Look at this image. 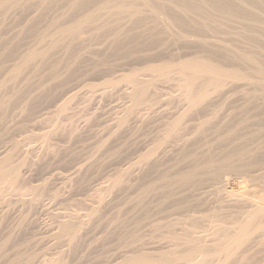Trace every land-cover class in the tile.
Here are the masks:
<instances>
[{
  "label": "rangeland",
  "instance_id": "374dc122",
  "mask_svg": "<svg viewBox=\"0 0 264 264\" xmlns=\"http://www.w3.org/2000/svg\"><path fill=\"white\" fill-rule=\"evenodd\" d=\"M32 7H30L32 9L24 10L23 12L25 13H23L22 11L15 12L13 15L14 17L12 15L10 16L11 19L8 20V22L9 21L10 22L9 23L6 22L7 23V25H5L6 28L3 26L1 27L2 29L0 28L3 35L5 34V36L1 34L3 38L0 39V47H1L0 49H2L0 50V52L4 54L3 56L2 54L0 55L1 58L0 61L2 63V64L0 63L1 65L0 67L2 66L9 67V65L13 63L12 62L13 60L12 59L10 60L9 59L10 57H6L3 51L7 48H11L12 47L11 45H14L16 42H18L13 38L18 34L17 32L19 31V29L23 28L21 26L28 25V23L30 24L31 22H29L28 19L29 20L35 19L36 14H37L36 16H39L38 15L39 9L37 8L38 10H36V7L34 6ZM58 11H59L58 7H54L50 11L46 12L45 13L46 15L44 14V17H42L40 13L42 17V18L40 17L42 19L41 20L42 22L40 21L38 26L42 25L41 27L43 28V25L45 24L44 25L45 28L47 24L46 22H48L52 17H54ZM47 14L49 16H47ZM46 17L49 18L46 19ZM23 19L26 21L24 22ZM18 23H20L21 25L20 24L18 25ZM148 26L149 25L147 26L145 25L144 26L145 29L142 26H141L142 28L141 27L139 28H141V31L142 29L149 30L150 27ZM34 27H37V25H35ZM13 29L15 30L13 31ZM228 30L230 31L232 29L228 28ZM134 31H136V33ZM141 31H138V29L136 30L134 29L132 31L133 34L135 33L133 36L134 37L135 35L138 36L143 32ZM176 31H178L177 27H175L171 35L167 34L169 35L168 37L166 33L163 32V30L160 32V34L158 33L159 34L158 37L149 35L148 33L149 31H146L145 33L142 34L146 35L148 33V36L147 35L146 36L148 39L151 37L149 39L150 41L145 38L146 37L145 35H144L145 37L142 38L143 36L142 34H141L142 36H138L136 40L139 39L138 41H140L141 39V41H143L144 39L147 40L149 43L151 41L153 42V43L151 42V44L154 46L152 47L156 49L152 50L153 48L152 47H151L152 49L150 48L151 50H149L148 52L149 55L152 53L151 56L160 55L163 57L166 56L165 58H173V57L179 58L184 55H189L190 53L192 54L197 52L198 54L199 49L192 48L191 45L188 44L189 40H187V38L191 39V36L180 37L179 39L177 38L178 36H176L174 33ZM235 31L240 34H244L246 32V29L237 28L235 29ZM100 34L101 35H99L98 37L94 36L95 39L93 37V39H90L89 42L86 41L85 44L86 43L87 44L86 45L84 44L83 47H81L82 50L84 51L79 50V54L81 56L78 57V59H76V60L80 59L79 62H76V60H74L76 56L73 57V55L72 56L67 55L66 52H64L65 50L58 51L60 52L58 54L59 56L61 57L65 56L68 58L67 59L68 61L66 60L67 62L64 64L65 66L63 67V69L60 68L61 75H58V77L61 76L60 78H62L63 81L60 80L58 77H57L58 79H55L56 77L54 78V76H51L50 75L51 73L48 72L49 70L48 68L44 67V69L45 68L47 69L44 70L42 69V67H40V69H42L44 72L42 70L41 71L37 70L35 72L32 71L34 73L32 72L27 73L22 77V79L19 81L17 85L13 84L16 87H14L11 84L8 87L7 92H3V96L9 98L12 96L13 93L16 95V97L19 95L18 96L19 101L15 105V107L9 110L10 112L8 111L7 113V117H9L10 115V117H13L12 118L13 121L10 117L9 118L12 122L8 118L7 133H5L4 135L1 134L3 137L0 135V141H1L0 149L1 148L5 149L7 145L8 148L7 147L6 148L9 150L7 152L12 153L13 152V150H11L13 147L11 146L12 141L13 144H15L16 142L17 143L20 142L18 151H15L16 155L11 160L16 161L19 158L20 159L21 157L25 158L26 156L29 159H27V163H26L27 167L25 166L22 169V171L24 170L22 172L24 176H23V182H21L20 184L21 191L17 192L14 189H9L5 195L6 197L0 200V244L1 245L4 244L3 245L4 250L0 256V264H23L25 258L31 254L34 256V259L30 264H34V263L54 264V262H56V264H60V263L61 264H119L120 261L121 262L123 261L122 258L124 259L126 258L127 253L129 255L134 254L133 251L135 253H148L149 255L156 256L162 251H167L168 249H170L168 247L169 245L167 246V243L166 246H165V242L164 244L161 243L163 242L161 241L163 234L167 232L166 227L156 230L155 229L156 225H165L167 223H173L174 224L173 229L178 234L179 233L184 234L187 232L188 227H191V225H197L196 227L199 228L197 229L196 232H193V234L195 236H200L204 232L202 231L203 229L206 230L208 229V231H212L215 228L214 226L215 219L211 218V216L214 215H219L220 217H223L222 218L223 221L224 219H226L225 221L227 223L229 222L227 225L225 224L226 222L224 223V225H226L228 230L234 228L233 222H235L236 220L253 221V216L251 215L253 208L250 207V201L251 202L258 201L257 196L259 194L257 195L255 191L257 190L259 184L261 183L262 185L264 184V169H263L264 163H262L263 165L261 164V162H264V157L258 159V156L254 154L255 143L256 145L257 144L259 145V143L262 144L264 143V136H263L264 135V122H263L264 105H262L264 104V98L261 97L260 95L258 96L257 94L255 95L256 97L253 94L251 96L249 93L251 92L253 87L251 88L249 87L248 88L250 89L249 91L247 88L246 89L243 88L244 89L243 91L242 88H240V90L236 89L239 88L240 86L239 87L235 86L237 93L239 92L238 94H236L235 90L232 91V89L229 90L226 89L222 93V95L220 94L218 97L216 96L213 99V101L215 102L212 103L215 106H212V104H210V107L212 108L214 107L213 109L212 108L209 109L210 107L206 105L203 107L202 112L200 113L197 112L194 113L195 115L193 114L190 115L189 114L190 111L189 109H187L188 107L185 106V103L181 97L180 90L172 83H166V84L159 83L158 86H156L154 93L158 99L160 106L157 103L156 106H154V108H149L148 106H146V104H142V105L136 104L137 106L136 107L135 102L131 101L133 98L131 97V95H129L130 89H127L128 87L127 85L121 84L122 86L118 85L116 87H112L103 84V82L106 81V78L108 80L112 78L111 80L115 79L114 81H117L124 74V72L127 73L130 68V65L131 67L135 65L134 60L136 57L134 56H137V53L138 55H141L144 46L141 45L140 42L138 43V41H135L136 44L135 42L132 45L129 44L128 48L130 49H127L126 51H129L128 53L130 55H127L126 58L124 55L125 53H123L122 50L121 51L118 50L119 52L114 51L115 47L117 46L111 45L112 43L110 42L112 41L113 36L111 37V35L109 36L106 33H100ZM104 34L106 36H104ZM123 37H120V40L126 39V37L125 38ZM169 38L171 39V41ZM185 38L187 40V41L185 40V43L187 42V45L189 46H187L182 41ZM206 38L208 40L211 39L210 37H206ZM2 39L4 40L2 41ZM13 40L14 42H12ZM92 40L93 43L91 42ZM31 42L32 41H29V43ZM154 42L157 44L154 45L155 44ZM224 42L227 44V47H229L231 50L234 51H237L239 49L252 50V47L249 45L250 43H248L244 38H240L239 35H235L234 38L231 37L227 38V36H225ZM88 43H90L89 46H87ZM4 45H8V46H5L4 49L2 48V46ZM84 46H87L89 50L86 48L85 51ZM139 49L142 50V52ZM62 52L65 54H63ZM148 52H145V55ZM132 55L134 58L130 57ZM68 56H70V59ZM121 59H123L124 61ZM3 60H5L4 62L7 63L8 65L3 63ZM103 66L105 69L103 68ZM120 68L122 71L120 70ZM95 72H97L98 74L96 73L97 74L96 75ZM70 75L72 76V78ZM1 78L2 75L0 76V79ZM91 82L92 83L95 82V85L102 84L99 87V89H96L95 91L92 90L95 93V95L89 89V84ZM21 86L22 88L23 87L26 88V90H22ZM159 88H161V90H159ZM124 89L125 91H123ZM67 91H69L68 94L77 93V92L78 94H76V98H74L73 102L69 103L67 107L69 112L66 110L65 114L68 113V115L64 114L61 116L59 120H57V122L53 121L51 117H52V113L55 111L54 108L55 109L57 108V105H59L60 97H63L62 95H64V93H66ZM101 92L102 94H100ZM125 93L128 94V95L126 94L127 97ZM231 94H233L234 98L232 97ZM239 94L241 97L239 96ZM58 95H59V99H58L59 101L57 102ZM223 95H225V97H223ZM228 95L231 97L229 98ZM245 97H247L246 101L244 100ZM241 98H243L242 101ZM127 99L129 100V102ZM224 99L225 102H223ZM253 100L254 102H252ZM21 102L23 104H21ZM28 102H30L31 105L28 104ZM129 103H131V105ZM34 104H36V106ZM53 104L56 106H54ZM126 106L128 107L126 108ZM132 106L134 107V109L137 108L136 109L137 111L136 110L133 111L134 109ZM260 108L263 111L260 110L257 111ZM34 109L36 110L32 111ZM50 109L52 110V112ZM122 109H124V112H126V115L128 114L129 117H126V115H122L120 117L121 114H125L122 113L123 112ZM206 109L207 111H210V113L207 111L206 113L205 112ZM48 110L50 111L51 116H48V118H46L45 114L49 112ZM211 110L216 112L215 114L213 113L214 116L211 113ZM131 111L134 112V113L132 112L133 115H131ZM144 112H146L147 114ZM180 113H187V116H185L182 121L183 127L181 126V128L184 129L182 130L180 128V131L181 132L183 131L182 132L183 134L181 133L180 136H177L178 139L175 136H173L174 137L173 139L170 138L169 139L170 141L169 140L168 142L166 141L167 143L165 144L167 145L164 144L162 147H160L162 151L161 149L156 150L157 153L155 154V156L154 153L152 154L153 155L151 156L152 158L149 159L150 163L149 160L145 161V163L134 166L135 167V168L133 167L134 169L127 171V169L130 166L134 165L133 163L136 164V162L141 158L143 159L149 156L152 150L150 149L151 146L153 148L156 145V142L159 140V138L161 139L165 135V133L160 132L165 130L164 123H166V121L168 122V119L171 120L176 118ZM203 114L204 115L207 114L210 116L212 115L211 119L210 116L208 118L206 115L203 116ZM189 115L190 116L193 115V116L190 117ZM254 115L259 118L256 119ZM116 116H118L119 119H117ZM199 116H201V119ZM122 117L124 118V121L121 120ZM207 118L210 120L209 121L210 123L209 124L206 123V125L205 124L203 125L202 122H204V119L208 120ZM9 123L10 126L12 124L14 125L12 127L13 129H9L10 128ZM123 123L124 125L126 123L127 124L122 127L121 125H123ZM57 126H59L58 127L59 129L57 128ZM119 127H121L122 129H120ZM157 127H159L158 129L160 130H158ZM108 128L111 129L112 131L109 130ZM155 129L157 130L155 131ZM199 129L202 130L199 131ZM256 129L259 131L260 134L259 133L257 134L258 131ZM56 131L58 133H56ZM153 131L156 132V135L155 132ZM8 132L10 134H8ZM157 132L158 135L160 134L159 136H157ZM186 132L189 134H187ZM41 133L49 134L48 136H50L51 134L52 135V137L50 136L51 138L50 137H48L49 139L44 138L45 141L46 140L48 141L50 139L51 140L49 142L46 141L45 143H43L44 139H42ZM38 134L41 135L40 136L41 139L37 137ZM5 136L7 137L5 138ZM259 136H261V138L263 137L262 140ZM179 137L181 138L185 137V138L181 139ZM226 138H231L232 141L226 140ZM255 140H258V142ZM46 143H49L48 147ZM34 145L36 146L33 147V149H35L36 152L35 150L33 149L32 150L35 154L29 150ZM169 145L172 147H169ZM20 146L22 148H20ZM54 147L56 150L54 149ZM237 149L244 150V155L242 156L237 155L236 153ZM2 150H0V152ZM28 150L29 152L27 153ZM22 153L24 154V156L25 155L26 156L24 157ZM141 153H143V155L145 156H143ZM139 155H141L140 156L141 158H138ZM229 155H231L230 158H228ZM195 163L205 165L208 170L211 169L225 170L222 176L223 179L221 178V180L219 181L220 184L221 183L223 184L219 185L218 183L215 182L213 183V181L209 178L208 180H206L207 178H203L202 180L205 183L202 181L203 182L202 185V182H200L198 187L194 186V188L192 189H191L192 186H183L176 188V190L177 189L179 190L181 188L182 190L179 191L177 190L178 193L175 192V195L173 196L174 199L171 198V200L169 201L168 198L163 197V194L160 195L159 193H149L146 195L147 198H144L145 202L143 203V205L136 202L137 198H139V195L141 194V187L143 185L148 184L150 182H158L160 185L165 186V190L167 191L166 184L169 181L170 177L176 171H180L181 169L182 170H188V168L190 169ZM239 164L249 165L252 167L249 170L250 172H247L248 176L245 175L246 172H239L240 173L239 174L236 170H231L230 168L231 165H239ZM28 165H30L31 167ZM256 166L259 170L261 169V171L255 168ZM251 171H253V175ZM117 172H120L122 174L123 173L124 174L129 173V174L128 175L126 174V176H124L125 182L120 184L121 188L117 189L116 187V189H113L114 192L113 191L108 192L106 190V187L108 186V184L110 183V181L113 179L114 175ZM242 173L245 174L242 175ZM249 173H251V175ZM252 176L255 177L259 176L258 177L259 179L258 178H257L258 180L253 179ZM68 180L71 181L69 182ZM208 182H210L209 185ZM262 185L259 186L260 188L258 190L259 193L260 190L262 189ZM195 187H197V189ZM100 189H102L101 190L102 193H100ZM94 191L95 193H99L103 195V199L105 196L106 200L104 202L102 201L103 203L99 202V200L94 197L95 196ZM199 192H201V194ZM107 195L109 197H107ZM133 199L135 200V202ZM84 200H86L87 203ZM91 202L92 204H95V206H101V207H100L99 215L95 217L96 219L93 218V220L91 219L89 222L86 221L87 217H85V214L88 213L86 207L88 205L91 206L92 205L90 204ZM108 202L110 203L108 204ZM244 203L248 204V207L247 205L245 206ZM173 204L175 206H173ZM178 205L180 207H178ZM106 207L108 209H106ZM182 207L183 210H181ZM101 210H103V212ZM75 211H78L79 213L81 211L80 214L83 213L82 215L84 216H82L81 218L69 217ZM146 214L149 215V219H150L148 220L149 223L143 222L146 218L144 217ZM167 214L170 215L168 216ZM171 215H173L175 219L172 218ZM205 215L207 216L209 215L208 216L209 218H207ZM67 218L71 219L70 221H74L76 223H77L76 220L79 219L78 223H82L83 230L81 229V231L79 232L80 234L77 236L78 241L76 238L77 243L75 244L77 246L71 244L67 236H65V238L61 239L60 241L56 238V233H57L56 231H58L59 226H61L60 223L63 220L64 221L68 220ZM145 221H147V219ZM138 224H141V226H139ZM150 224L151 225L154 224V225L151 226ZM135 225H138L139 228H134V227H138ZM138 230L140 233L138 232ZM261 234L262 235L259 237V235L257 234L255 235V233L254 234L252 233L247 238L248 243H246L244 246H241L236 251V253L233 254L232 258H237L238 261H232L233 263L230 261L227 264H264V245H261L264 244V241L261 242V238L264 239V232ZM133 235L138 237H133ZM255 236L258 237V240L257 238H255ZM130 237L131 240H129ZM139 237L141 239L140 241H142L144 244L143 246H141L142 243L139 240H137L139 239ZM141 237L142 238L144 237L143 238L144 240ZM124 241L125 242L129 241L130 246L129 245H127L128 247L126 245L124 246L125 244ZM132 241L133 244L135 243V241L136 242L138 241L137 243L140 246L137 243H135L134 245H132L133 246L132 247L131 246ZM119 243H121V246ZM204 243L209 246H214L215 244V242L212 241V238L210 236L204 238ZM162 245L165 247L163 248ZM117 246L119 247L117 248ZM72 247L76 249L74 250V248ZM120 247L122 249H124V247L127 249L126 250L124 249V251H122V249H119ZM122 252L123 255H121ZM60 254L62 255V257ZM58 255L61 257L60 262H58L60 260V257L59 258L57 257ZM119 256L122 258H120ZM44 259H47V261L45 262ZM180 264H185V263H180Z\"/></svg>",
  "mask_w": 264,
  "mask_h": 264
},
{
  "label": "bare ground",
  "instance_id": "6f19581e",
  "mask_svg": "<svg viewBox=\"0 0 264 264\" xmlns=\"http://www.w3.org/2000/svg\"><path fill=\"white\" fill-rule=\"evenodd\" d=\"M32 6L36 7V10L39 9V14H38L39 16H36L37 15L36 14L35 19H33V20L28 19V21L31 23L30 24L28 23V25H25V26L24 25L21 26L23 28L19 29V31L17 32L18 34L16 36L13 35L14 36L13 39L18 41V42H16L14 45L8 44V45L12 46L11 48L5 49L4 47L8 46V45L2 46V48L5 49L3 51V53H5L6 57H10L9 59L10 60L12 59L13 63H11L12 65L10 64L11 66L9 65V67L8 66L7 67H5V66L0 67V71H2V72H0V74L2 73L1 74L2 78L0 79V135L1 134L4 135L5 133H7V128H8L7 120L10 117V115H9V117H7V113L9 110L13 109L19 101V98H18L19 95L16 97V95L13 93L12 96L9 98V97L3 96V92H7V89L11 84L17 85L25 74L30 73L32 71L35 72L37 70L41 71L42 69H44V67L49 69L48 72H50L51 73L50 75L54 76V78L56 77L55 79L59 78L60 80H62V78H60L61 76L58 77V75H61V69H63V67L65 66L64 64L68 61L67 60L68 58L65 56L64 57L59 56L58 54L60 52H58V51H60V50L64 51L65 50L64 52H66L67 55H70V56L73 55V57L76 56V58L74 59V60H76V59H78V57L81 56L79 54V50H82L81 47H83L85 42L86 41L89 42V40L93 39L94 36L98 37L99 35H101L100 33H106L109 36L111 35V37L113 36L112 41H110L112 43L111 45L118 47V49H117V47H115L114 51L117 52L118 50L119 51L122 50L123 53H125L124 54L125 57L127 55H130L128 53L129 51H126L127 49H130V48H128L129 44L132 45V44H134L135 41H138L139 39L136 40V38L138 36H142L143 35L142 33L149 31L148 32L149 35L158 37L160 32L163 30V32L166 33V35L167 34L171 35V33L174 31L175 27L178 28V31L174 32L175 35L178 36L177 38L180 39V37H186V36L190 37L191 36V39L187 38V40H189L188 44L191 45L192 48L199 49L198 54H197V52L192 53V54L190 53L189 55H184V56L179 57V58H175V57L165 58L166 56L163 57L160 55H156V56L152 55L151 56L152 53L149 55L148 51L151 50L154 46L151 44L152 41L150 43L147 41L151 38L150 36H149L150 37L149 39L147 38L148 33L146 34L147 36L144 34L146 37L143 35L142 38L145 37L147 40L143 39V41H141V39H140V41H138V43L140 42L141 45L144 46L145 50L143 49V52H142V50L139 49L142 52V54L139 52L141 55H138V53H137V56H134V57H136L134 60L135 65L132 64L133 65L132 67L130 65L129 70L127 69L128 72L127 73L124 72V74L120 77L119 80L114 81L115 79L111 80L112 78H110V80H108L106 78V81L103 82V84L108 85V86H112V87H116V86L121 85V84L127 85L128 86L127 89H130L129 95H131V97L133 98L131 101L135 102V106H136V104L137 105L146 104V106H148L149 108H154V106H156L157 103L159 104L158 99L154 93L156 86H158L159 83H162V84L172 83L180 90L181 97L185 103V106L188 107L187 109H189L190 115L191 114L195 115L194 113L202 112L203 107L206 105H208L209 107H210V104H212V106H215L213 104L215 102V101H213V99L216 96L218 97L220 94L222 95V93L226 89H228V90L232 89V91L235 90L236 94H238L239 92L237 93L236 89L240 90V88H242V89L247 88L248 89L249 87L250 88L253 87L251 92L250 93L248 92V93L251 96H252V94L254 96L257 94L258 96L260 95L261 97L264 98V0H0V28L2 26L5 27V25H7V23L10 22V21L8 22V20L11 19L10 16L11 15L13 16L15 12H18V11L23 12L26 9H28V10L32 9L33 8ZM30 7H32V8H30ZM54 7H58V9H59V11L56 13V15L53 14L55 16L52 17L48 22H46L47 24H46L45 28H44V25H45L44 23H43L44 24L43 28L41 27L42 26L41 24H40L41 26H38V24L42 20L41 18L44 17V14L46 12L50 11ZM32 12H31V14H32ZM23 13H25V12H23ZM40 13H41L42 17L40 15ZM15 15H17V14H15ZM17 16H19V15H17ZM47 16H49V15L47 14ZM47 18H49V17H46V19ZM25 21L26 20H24V22ZM44 21H46V20H44ZM12 24H15V23H12ZM19 24L20 23H18V25ZM35 25H37V27H34ZM145 25L146 26L149 25L148 26V27H150L149 30L148 29L144 30ZM141 26L144 28V29H142V31L144 30L143 32L141 31V28H142ZM139 27H141V28H139ZM228 28H231L232 30L229 31ZM237 28H245L246 32L244 34H240V33L235 31V29H237ZM8 29H9V27H8ZM15 29H13V31ZM117 29H118V31H117ZM134 29L135 30L138 29V31H141L142 35L139 34L140 33L139 32L138 33L139 35L138 36L135 35V37H134L133 35L136 33V31H134L135 32L134 34L132 33V31ZM10 32H12V31H10ZM1 34L3 35V33L0 30V39L3 38V36H5V34L3 36H1ZM235 35H239L240 38H244L248 43H250L249 45L252 47V50L239 49L237 51H234V50H231L229 47H227V44L224 42L225 36H227V38L228 37L234 38ZM104 36H106V35L104 34ZM168 36L169 35H167V37ZM95 37H94V39H95ZM120 37H123V38L126 37V39L120 40ZM206 37H210L211 39L208 40ZM8 39H9V37H8ZM3 40L4 39H2V41ZM14 40L12 42H14ZM185 40H186V38L182 41L185 43ZM6 41H7V39H6ZM29 41H32V42L29 43ZM170 41H171V39H170ZM8 42H10V41H8ZM91 42L93 43V40ZM160 43H162V42H160ZM89 44L90 43H88L87 46H89ZM135 44H136V42H135ZM156 44L157 43H155L154 45H156ZM185 44L187 45V42ZM138 45H140V44H138ZM189 45H187V46H189ZM87 46H84L85 51H86V48L89 50V48ZM94 47H96V46H94ZM134 47H135V45H134ZM137 47H136V50H137ZM154 49H156V48H153L152 50H154ZM159 49H160V46H159ZM0 50H2V49H0ZM82 51H84V50H82ZM144 51L148 52V53L145 55ZM150 52H152V51H150ZM85 53H87V52H85ZM135 53H136V51H135ZM135 53H134V55H135ZM1 54L2 53L0 52V55ZM63 54H65V53H63ZM81 54H83V53H81ZM132 54H133V52H132ZM3 55L4 54H2V56ZM164 55H165V53H164ZM70 56H68L69 59H70ZM130 57L132 58L133 55ZM121 58H123V57H121ZM0 60H1V58H0ZM118 60H116V61H118ZM121 60H123V59H121ZM4 61L5 60H3V63H5ZM79 61H80V59L76 60V62H79ZM0 63H1V61H0ZM131 63H133V62H131ZM5 64L8 65L7 63H5ZM97 66H98V64H97ZM40 67H42V69H40ZM124 67H126V66H124ZM46 68L44 70H47ZM103 68H104V66H103ZM99 69H100V67H99ZM120 70H121V68H120ZM59 71H60V74H59ZM34 72H32V73H34ZM96 73L97 72H95V74ZM54 78H52V79H54ZM69 78H68V80H69ZM71 78H72V76H71ZM64 79H66V78H64ZM15 85H13V86L16 87ZM97 85H95V82H93V83L91 82L89 84V89L91 91L92 90L95 91L96 89H99V87L102 84L98 85V86ZM235 86L236 87L240 86V87L235 89ZM21 88H22V86H21ZM23 88H22V90H26V88H24V89ZM100 89H102V88H100ZM244 89H243V91H244ZM104 90H105V87H104ZM159 90H161V88H159ZM249 90L250 89H248V91ZM123 91H125V89ZM54 92H56V91H54ZM68 92L69 91L64 93V95H62L63 97H60V99H59L60 94L58 95L57 102L59 100L60 101H59V105H57L56 109L54 108V106H56V105L53 104L54 105L53 108L55 110L52 113V117H51L53 119V121L57 122V120H59L61 118V116L65 114L66 110L68 111L67 107H68L69 103H72L74 98H76V94H78V92L77 93H70V94H68ZM245 92H247V91H245ZM55 94H57V93H55ZM100 94H102V92ZM122 94H123V92H122ZM126 94L127 93H125V95ZM227 94H229V93H227ZM236 94H234V95H236ZM94 95H95V93H94ZM127 95H126V97H127ZM231 95L233 97V94H231ZM239 96H240V94H239ZM251 96H249V97H251ZM223 97H225V95H223ZM230 97L231 96H229V98ZM50 98H52V97H50ZM243 98H241V101ZM246 98L247 97H245V99H244L245 101H246ZM225 99L223 102H225ZM45 102H47V101H45ZM128 102H129V100H128ZM134 102H132V103H134ZM219 102H217V103H219ZM252 102H254V100ZM21 104H23V103L21 102ZM28 104H30V102H28ZM129 104L131 105V103H129ZM243 104H245V103H243ZM34 105L36 106V104H34ZM262 105H264V104H262ZM50 106H52V105H50ZM159 106H160V104H159ZM43 107H45V106H43ZM127 107L128 106H126V108ZM129 108H131V107H129ZM211 108L212 107H210L209 109H211ZM133 109H134V107H133ZM136 109H134L133 111H135ZM207 109L205 110V112L207 111ZM15 110H17V109H15ZM35 110L36 109H34L32 111H35ZM122 110H123L122 113H125V114H121L120 117L122 115H126V112H124V109H122ZM259 110L263 111V110H261V108L258 109L257 111H259ZM44 111H45V109H44ZM133 111H131V115H133V113H134ZM145 111H147V110H145ZM149 111H150V109H149ZM212 111L213 110H211L212 114L216 113V112H214V111L212 112ZM51 112H52V110H51ZM207 112L210 113V111H207ZM49 113H50V111L45 114L46 118H48V116H51V113L50 114ZM144 113H146V112H144ZM214 114H213V116H214ZM65 115H68V113ZM205 115L208 118L210 116L207 114H205ZM205 115L203 114V116H205ZM118 116H116L117 119H119ZM185 116H187V113H180V114H178V116L176 118L171 119V120L168 119V122L165 120L166 121V123H164L165 124V126H164L165 130L161 129L165 132L160 131L162 133H165L164 137H162V135H161L162 138L161 139L159 138V140L157 141L158 143L156 142V145L153 148L151 146L150 149H152V150H151V153L149 154V156L147 158L142 159L140 157L141 155H139L138 158H141V159L138 160L136 162V164L133 163L134 165L130 166L127 169V171L134 169L135 168L134 166L141 165L142 163H145V161H148L150 158H152L151 156H153L152 155L153 153L155 156V154L157 153L156 150H160L161 149L160 147H162L165 143H167L170 138H172V139L174 138L173 136H175L176 138H177V136H180V134L183 132V131L182 132L180 131V128L182 126V121H183ZM192 116H190V117H192ZM211 116H210V119H211ZM42 117H44V116H42ZM72 117H75V116H72ZM123 117L121 119L122 121H124V118H125V117L124 118ZM126 117H129L128 114L126 115ZM199 117L201 119V116H199ZM10 118L12 119L13 117H10ZM10 118H9V120H10ZM257 118H259V117H256V119ZM196 119H198V118H196ZM71 120H72V118H71ZM262 120H263V118H262ZM12 121H13V119H12ZM48 121H49V119H48ZM209 121H210L209 119L208 120L204 119V122H202V124L203 125L204 124L206 125V123L209 124L210 123ZM120 124H122V123H120ZM113 125H114V123H113ZM125 125L123 123V125H121V126L123 127ZM13 126H14L13 124L10 126V123H9V127H10L9 129H13L12 128ZM58 127L59 126H57V128ZM159 127H157V129ZM119 128L122 129L121 127H119ZM194 128H195V126H194ZM194 128H192V129H194ZM157 129H155V131ZM109 130H111V129H109ZM127 130H126V132H127ZM158 130H160V129H158ZM200 130H202V129H199V131ZM3 131H5V132H3ZM57 131H56V133L59 132V131L58 132ZM155 131H153V132H155ZM1 132H3V133H1ZM47 132H45V133H47ZM202 132H204V131H202ZM45 133L42 134V139L48 138L50 136L52 137L51 134H50V136H48L49 134H45ZM52 133H54V132H52ZM258 133H259V131L257 132V134ZM8 134H10V133L8 132ZM187 134H189V133H187ZM200 134H201V132H200ZM155 135H156V132H155ZM159 135L157 132V136H159ZM40 136L41 135H39V134L37 135V137H39V138H40ZM6 137L7 136H5V138ZM255 137H256V135H255ZM255 137H254V139H255ZM259 137L261 138V136H259ZM179 138H181V137H179ZM184 138H181V139H184ZM262 138H261V140H262ZM256 139H257V137H256ZM8 140H10V139H8ZM50 140H48V141L46 140V141L49 142ZM226 140L232 141L231 138H226ZM258 140H259V138H258ZM258 140H255V141L258 142ZM46 141L44 139V142L43 141H41V142L45 143ZM175 141H177V140H175ZM19 143L16 142L15 144H13V141H12V145H11V146H13L11 149V150H13L12 153L7 152V151H9L7 149L8 148L7 145H6L7 148L5 147V149L4 148L0 149V150L3 149L0 152V200L4 199V197H6L5 195L9 189H14L17 192L21 191L20 184H21V182H23V176H24L22 174V172L24 170L22 171V169H23V167L26 166L27 159H29V158L26 155H25L26 156L25 157L24 154L22 153L25 158L21 157V159L19 158L16 161L11 160L16 155L15 151H18V147L20 145ZM46 144L48 147L49 143H46ZM263 144L259 143V145L258 144L256 145V143H255L254 154L258 156V159H260L261 157H264V145ZM165 145H167V144H165ZM4 146H5V143H4ZM35 146L36 145L32 146V148L29 149L30 151H32V153H34L33 150H35V149H33V147H35ZM51 147H53V146H51ZM169 147H172V146L169 145ZM174 147H175V145H174ZM20 148H22V147L20 146ZM54 149H55V147H54ZM171 149H173V148H171ZM29 150L27 151V153L29 152ZM161 151H162V149H161ZM35 152H36V150H35ZM163 152H165V151H163ZM166 152H167V150H166ZM236 153H237V155L242 156V155H244V150L237 149ZM22 154H21V156H22ZM141 154L143 155V153H141ZM30 155H29V157H30ZM143 156H145V155H143ZM230 157H231V155L228 156V158H230ZM158 161H156V162H158ZM149 163H150V160H149ZM258 163H259V161H258ZM262 163H264V162H261V164ZM209 164H210V162H209ZM30 165H31V163H30ZM30 165H28V166H30ZM34 166H35V164H34ZM257 166L255 168H257ZM32 167H33V165H32ZM230 168H231V170H236L238 173L239 172H246V174L242 173V175H244V174L247 175L248 174L247 172H250L249 170L252 167L249 165L239 164V165H231ZM30 170H32V169H30ZM77 170H79V169H77ZM151 170H152V168H151ZM224 171L225 170H223V169L208 170L205 165L195 163L190 169L188 168V170H182L181 169L180 171H176L170 177L169 181L166 184L167 191L165 190V186L160 185L158 182H150L148 184L143 185L141 187V194L139 195V198H137L136 202L143 205V203L145 202L144 198H147L146 195L149 193H159L160 195L163 194V197L168 198V201H169V200H171V198L174 199L173 196L175 195V192H177V190H178V189L176 190V188L183 187V186H192L191 187V189H192V188H194V186L198 187L199 183L203 181L202 180L203 178H207L206 180H208V178H209L213 181V183L215 182V183H218L219 185H221L223 183L220 184L219 181L221 180ZM259 171H261V169ZM251 172L253 175V171H251ZM126 174L128 175L129 173H126ZM126 174H124V173L122 174L120 172H117L114 175L113 179L108 184V186L106 187V190L108 192H112L113 189H116V187H117V189L121 188L120 184L125 182L124 176H126ZM249 174L251 175V173H249ZM73 175H75V174H73ZM79 176H80V174H79ZM258 177L252 176L253 179H257ZM72 179H74V178H72ZM200 179H201V181H200ZM68 181L70 182L71 180H68ZM203 182H202V185H203ZM101 184H102V182H101ZM101 184H99V185H101ZM103 184H105V183H103ZM209 184H210V182H208V185ZM260 185H262V183L259 184L258 187L256 186L257 192L255 191V193H257V195L259 194L257 196L258 201L251 202L249 200L250 201V207L253 208L252 212H251V215L253 216V221L252 220L251 221L236 220L235 222H233L234 228L231 230L230 229L228 230L226 225L229 222L227 223L225 221L226 219H224V221H223V219H222L223 217H220L219 215H214V216H211V218L215 219L214 220L215 228L212 231H208V229L207 230L201 229L204 232L200 236H195L193 234V232H196L197 229L199 228V227H196L197 225H191V227H188L187 232L184 234L176 233L173 229L174 228L173 223H167L165 225H156L155 226L156 230L161 229L163 227H166L167 232L165 234H163L162 240H161L163 242H161V243L164 244V242H165V246L167 243V246L169 245L168 247L170 249H168L167 251H162L161 253H159L156 256L149 255L148 253H135L132 250L134 254L129 255L127 253L125 259L119 256L123 260L122 262L120 261L119 264H180V263H185V264H227L230 261L231 262L232 261H238L237 258H232V256H233V254L236 253V251L241 246H244L246 243H248L247 238L252 233L253 234L255 233V235L257 234L260 237L262 235L261 233L264 232V184L262 185V189L260 190V193H259L258 190L260 189L259 188ZM206 186H207V184H206ZM197 187H195V188L197 189ZM101 190L102 189H100V193H102ZM179 190H182V188ZM94 193H95V191H94ZM199 193L201 194V192H199ZM204 193H205V191H204ZM109 194H111V193H109ZM108 195H107V197H109ZM94 197L96 199H98L99 202H102V201L104 202L106 200L105 199L106 197L104 196V199H103V195H101L99 193H95ZM84 201L86 202V200H84ZM134 202H135V200H134ZM247 202H248V200H247ZM109 203L110 202H108V204ZM90 204H92V202ZM104 204H103V207H104ZM244 204H245V206L247 205V207H248V204H246V203H244ZM134 205H135V203H134ZM88 206L87 207L89 209L86 207L88 213L85 214V217H87L86 221L90 222L91 219L93 220V218H95L96 216L99 215L101 206H95V204H92L91 206L88 205ZM173 206H175V205L173 204ZM107 207H106V209H108ZM178 207H180V206L178 205ZM181 210H183V207ZM101 211L103 212V210H101ZM80 213H81V211H80ZM80 213L78 211H75L69 217L81 218L84 215H82L83 213L82 214H80ZM183 213H184V211H183ZM171 216H172V218H174L173 215H171ZM205 216L207 218H209L208 217L209 215L208 216L205 215ZM144 217H146L145 220L147 219V221L144 220L143 222L147 223L148 220H150L149 215L146 214ZM172 218H171V220H172ZM70 220L71 219H68L65 221L61 220L62 221L60 223L61 226H59L58 231H56L57 232L56 238L60 241L61 239H64L65 236H67L69 239V242L71 244L77 246L75 244V243H77L76 238L78 241L77 236L80 234L79 232L82 229V223H78L79 219L76 220L78 224L76 222L70 221ZM83 220H84V218H83ZM224 223L226 225H224ZM142 224H144V223H142ZM154 224H152V225H154ZM138 225L141 226V224H138ZM138 225H135V226H138ZM139 226L134 227V228H139ZM144 226H146V225H144ZM138 232H139V230H138ZM139 235H141V234H139ZM209 236L212 238V241L215 242L214 246H209V245L204 243V238L209 237ZM133 237H138V236L133 235ZM255 238H257V240H258V237L255 236ZM129 240H131V237ZM137 240L140 241L141 240L140 237ZM259 241H260V239H259ZM263 241H264V239L261 238V242H263ZM137 242L135 241V243H137ZM140 242L142 243L141 246H143L144 245L143 242L142 241H140ZM119 244L121 246V243H119ZM134 244L132 241L131 246ZM3 245L0 244V256L4 250ZM6 245H7V243H6ZM125 245L126 246L129 245V241L125 242L124 246ZM181 245H183V246H181ZM261 245H264V244H261ZM139 246H138V248H139ZM162 246H161V248H162ZM165 246H163V248ZM118 247L119 246H117V248ZM72 248H74V247H72ZM75 249L76 248H74V250ZM119 249H122V248L120 247ZM119 249H117V250H119ZM124 249L126 250L127 248L124 247ZM124 249H122V251H124ZM58 252H61V251H58ZM119 254H121V253H119ZM121 255H123V252ZM57 257L59 258L60 256L58 255ZM61 257H62V255H61ZM61 257H60V260L57 258L59 260V261L57 260L58 262L61 261ZM123 257H125V256H123ZM33 259H34V256L32 254L28 255L25 258V261L23 264H30L33 261ZM44 261L46 262L47 259H44ZM54 264H56V262H54Z\"/></svg>",
  "mask_w": 264,
  "mask_h": 264
}]
</instances>
